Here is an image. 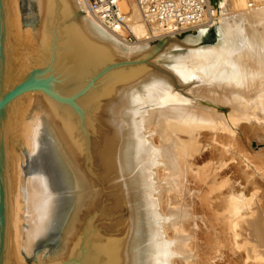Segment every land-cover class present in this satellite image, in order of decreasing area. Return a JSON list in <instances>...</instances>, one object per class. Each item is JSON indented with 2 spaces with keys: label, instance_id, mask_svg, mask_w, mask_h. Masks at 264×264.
<instances>
[{
  "label": "water",
  "instance_id": "1",
  "mask_svg": "<svg viewBox=\"0 0 264 264\" xmlns=\"http://www.w3.org/2000/svg\"><path fill=\"white\" fill-rule=\"evenodd\" d=\"M0 0V264H132L136 224L123 164L127 125L120 115L127 91L146 79L179 80L156 58L172 35L131 54L98 34L77 0ZM182 36V35H181ZM34 112H40L72 177L86 189L62 229V249L41 257L20 246L23 186L20 159Z\"/></svg>",
  "mask_w": 264,
  "mask_h": 264
},
{
  "label": "bare ground",
  "instance_id": "2",
  "mask_svg": "<svg viewBox=\"0 0 264 264\" xmlns=\"http://www.w3.org/2000/svg\"><path fill=\"white\" fill-rule=\"evenodd\" d=\"M25 1L29 3L26 10H31L35 15L34 0ZM209 1L211 8L216 9V21L219 18V43L188 48L183 56H170V70L176 74L177 79L181 83H191L194 80L196 86L189 91L194 93L196 99L191 100L180 93H173L171 82L166 77L152 76L130 88L125 105L119 107L120 115L127 125L123 164L132 189L136 224L132 264H173L174 257L182 264L198 263V257L201 259L198 239H207V235L212 234L205 227V231H197V236L196 229H193L207 225L206 221L199 219V213H203L204 208L199 207V198L204 187L210 189L218 185L217 181L221 178L215 181V176L222 177L221 161H218V157L215 161L216 156L214 160L211 158L215 153L213 151L221 146L230 147L234 142L236 144L239 140L237 136L246 131L247 125H253V118L262 125L264 131V9L250 8L248 5L242 14H236L235 10L240 7L242 0H226L222 13L220 0ZM77 2L93 29L101 36L116 42L128 53L127 61H130L131 54L148 48L146 40L151 34L149 27H155L157 32H173L177 29L162 26L158 22H148L137 2L127 0L120 7L123 9L122 5L127 3L131 8V12H127V22L130 32L137 37V41L135 38L133 40L136 43L129 44L123 38L124 31L120 33L106 29L87 10L85 0ZM26 10L23 14L25 17L30 13ZM209 16L210 9L207 10L204 20ZM200 27L206 26L198 24L177 30ZM43 133L50 137L49 145L55 146L56 153L67 167L40 112H34L32 116L24 150L27 156L30 159L35 156V161L40 163V158L44 155L42 151L39 153ZM155 134L159 138L158 145L153 140ZM209 139L218 142L211 150L208 149L212 144ZM181 142H184L182 147ZM207 150L210 151L205 152ZM218 153L215 154L219 156L221 152ZM25 158L22 154V173ZM160 169L165 177L158 182ZM213 172L215 175L212 177ZM52 182L49 171L43 169L26 180L23 175L24 189L18 183L22 197L19 243L26 254H32L37 240L53 226L59 197ZM85 189L75 180V207L78 203L87 205V200H84L85 193L79 195V191ZM163 192L167 194L169 204L167 214H162L158 207L163 201ZM178 198L180 201L176 203ZM215 214L219 216L217 208L214 209ZM216 217L213 216V220ZM23 223H26L27 228ZM211 225L213 232L215 227L212 222ZM169 230L173 232L172 239L167 236ZM211 243H206L208 246L205 248L212 251Z\"/></svg>",
  "mask_w": 264,
  "mask_h": 264
},
{
  "label": "rangeland",
  "instance_id": "3",
  "mask_svg": "<svg viewBox=\"0 0 264 264\" xmlns=\"http://www.w3.org/2000/svg\"><path fill=\"white\" fill-rule=\"evenodd\" d=\"M24 2L25 3H23V14L25 10L29 8V3H27L26 1ZM220 2L223 13L226 0H220ZM248 5L250 6V8L260 7L264 9V0H247V1L242 0L240 7H238L235 10V13L242 14L244 9L249 7ZM30 6L33 7V5ZM122 6L126 12L128 13L131 12V8L128 7L127 3H124ZM26 11H29V9ZM34 16L35 15H33L31 12L26 17L23 15V17L26 19H32L34 18ZM218 22H219V18L215 22V30L217 32L218 38L213 43H203V38L207 34V31L205 29H202L201 27L197 29H189L183 31L176 29L173 32H159V31L157 32L156 29H154L155 27H149L151 29V34L150 37L146 40L147 46L149 47V42L151 41H156L177 34L180 37L179 40L183 44L197 45L203 43L193 48L215 45L220 41L218 27H217ZM134 38L137 41V37L135 35ZM123 43L127 44V42L124 40ZM133 43L136 42L135 41L129 42V44H133ZM188 48L191 49V47H184L176 42H173L169 44L166 50H164L156 58V60L162 67H164L165 69L169 70L172 73V71L170 70L171 67L170 64L172 63V59H170L171 58L170 56H175L179 54L183 56ZM173 74L176 75L175 73ZM169 82L171 81L169 80ZM189 82L190 81H188L187 83L180 82L178 83V85L184 86ZM170 84L172 86V87L170 86V88L173 90L172 91L173 93L174 92L180 93L184 97H188L191 100L196 99L194 93L189 91L191 89L193 90L195 88L193 86L194 85L196 86V84L191 83L190 86L188 87H180V88L175 87L172 82ZM261 127L262 125L259 122H257L255 118H253V125H247L246 131L243 134L237 136V139L239 140H237L236 144L234 142V144H231L230 147L221 146L218 150L215 149V151H213L216 154L218 152L219 153L221 152V154L218 153L219 156L213 153L211 158L214 160L216 156L215 161L217 160V157H218V161H221L220 175L222 177L215 176L216 178L214 179L215 181H217L218 178H221L219 179V181H217L219 186L215 185L216 186L215 188L213 186L210 189L204 187L203 191L201 192V198H199V202L201 203L198 204L200 205L199 207L201 208L204 207L203 210L206 209L205 216L203 210H202L203 213L201 212L199 213V219L206 221L207 225L204 226V228L201 226L198 229L193 227V229H196L195 231L197 234L198 230L200 233L201 229L203 232V230L205 231L207 228L209 229L208 231L211 232L212 234L209 236L207 235V239L205 237H201V238L199 237L198 239L199 241L197 243H199V248L201 250L199 251L200 252L199 256L201 259L199 260L198 257L197 264L199 263L200 264H247V263L264 264V131L262 130ZM43 130L44 128H42V131ZM43 135L41 142L42 148H40L39 153H41L42 151L44 155L42 154L40 158L41 161L38 159L40 163L35 161L36 159L35 156L32 159H30L27 156L26 151L23 152L24 156L26 157L23 166V175L26 180L29 176L31 177L32 175H35L39 170L47 169V171H49V174L52 178L53 181L52 186L55 189L56 195L59 197V201L57 204L56 216L54 218V223L52 228H50L48 233L40 237L35 243V247L31 255H34L35 252H37L36 257H41L47 251L51 253H55L61 249L62 247L61 231L65 223L67 222L69 216L71 215L72 211L75 208V203H74L75 179L71 176V174H69L67 167H65V164L59 158L58 154L56 153L57 151L55 146L53 144L51 146L49 145L48 140L50 139V137L45 133H43ZM153 140L155 145L159 144V138L157 134L153 135ZM209 141L212 144L208 149L213 148V146H215L216 143L218 144V142L215 139H209ZM180 144L182 147V145H184V142H181ZM189 146L191 147V145ZM210 150H207L205 152H208ZM214 175L215 173L213 172L211 176L213 177ZM157 176H158L157 178L158 182L164 180L163 178L165 176L161 169L158 171ZM219 189L221 190L219 191ZM162 197H163V201L158 205V207H160L162 214H167L168 211L166 210H168V205H169L167 200V194L163 192ZM177 201L179 202L180 198L175 200L176 203H178ZM215 208L218 209L219 216L215 214L217 217L213 220V216L215 217L214 215ZM206 214L208 215V217ZM208 221H211L214 224L215 228L213 232L211 230L213 229L211 227L213 225H211V222ZM209 223L210 225H208ZM23 225L25 228H27L26 223H23ZM188 232L190 233L191 231ZM230 232H232L233 234ZM167 236L169 239H172L173 232L171 230L167 231ZM210 241H212V243ZM206 243H208V245L209 243L212 244L211 246V249L213 248L212 251L210 249L208 250V248L207 249L205 248L208 246ZM187 248L190 249V247ZM206 253L208 255H205ZM204 260L206 262H204ZM173 264H182V263L177 257H174Z\"/></svg>",
  "mask_w": 264,
  "mask_h": 264
},
{
  "label": "built area",
  "instance_id": "4",
  "mask_svg": "<svg viewBox=\"0 0 264 264\" xmlns=\"http://www.w3.org/2000/svg\"><path fill=\"white\" fill-rule=\"evenodd\" d=\"M87 10L94 15L106 29L114 32L124 31L123 38L132 42L134 35L129 30L128 13L120 7L127 0H85ZM148 22H158L162 26L177 29L202 25L211 27L217 17L216 9L211 8L209 0H135ZM210 9V16L206 12ZM215 10V11H214Z\"/></svg>",
  "mask_w": 264,
  "mask_h": 264
}]
</instances>
